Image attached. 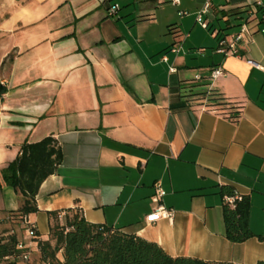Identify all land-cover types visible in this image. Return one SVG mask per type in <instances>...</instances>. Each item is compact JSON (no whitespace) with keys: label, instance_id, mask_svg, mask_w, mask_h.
<instances>
[{"label":"crops","instance_id":"crops-1","mask_svg":"<svg viewBox=\"0 0 264 264\" xmlns=\"http://www.w3.org/2000/svg\"><path fill=\"white\" fill-rule=\"evenodd\" d=\"M182 5L13 0L0 8V170L24 142L51 136L62 153L38 189V211L26 217L41 236L49 232L47 211L78 206L88 222L140 236L172 257L264 261V24H251L237 55H224L217 41L250 20L247 0H210L203 19L214 45L196 16L188 28L172 14ZM214 67L222 74L210 77ZM196 76L202 89L243 102L238 121L180 107L183 82ZM156 183L171 221L145 220L157 205ZM222 186L249 199L254 236L243 242L225 237ZM19 203L0 186V215Z\"/></svg>","mask_w":264,"mask_h":264},{"label":"trees","instance_id":"trees-1","mask_svg":"<svg viewBox=\"0 0 264 264\" xmlns=\"http://www.w3.org/2000/svg\"><path fill=\"white\" fill-rule=\"evenodd\" d=\"M231 1L243 0H227L228 3ZM198 81L183 82L181 88L187 93L179 95L180 107L202 106L215 110L232 122L238 121L243 102L230 99L216 89H202L205 84ZM3 91L0 87V94ZM61 160L60 146L51 136L37 142H24L15 159L0 170V186H10L20 199L19 207L6 211L4 215L15 219L22 228L32 225L26 217L38 211V189L44 179L55 173ZM235 192L232 187H221L224 196H233ZM249 210L250 202L246 196L233 204L224 202L225 237L229 241L239 243L254 236L248 224ZM47 217L49 232L46 236H41L35 227L32 228L31 238L36 244L41 264H233L172 257L158 244L140 236L88 222L78 206L47 211ZM20 242L13 230L0 233V264H17L19 259L27 260L24 259L27 247H19ZM257 264H264V261Z\"/></svg>","mask_w":264,"mask_h":264},{"label":"built area","instance_id":"built-area-1","mask_svg":"<svg viewBox=\"0 0 264 264\" xmlns=\"http://www.w3.org/2000/svg\"><path fill=\"white\" fill-rule=\"evenodd\" d=\"M173 4L178 5L179 0H171ZM247 6L248 9V15H249V21L243 23L240 26V29L231 36L227 37H220L217 41V46L215 48L216 53L224 54V55H237L238 53V44L239 42L244 38V36L250 32L252 29L251 24L254 23L255 26L258 24H264V12L259 15V12L261 9H264V2L261 0H247ZM210 7V0H206L203 7L197 12L196 14V22L201 25L202 27H207V22L203 19V15L208 12V9ZM118 9L117 5H113L109 13L114 14L116 10ZM181 14H184L185 12L180 11ZM252 19V20H251ZM261 31L264 32V27L261 28ZM179 46H174L172 48V51L177 52ZM198 52H201L202 49H198ZM171 71H175V69H171ZM222 74V69L220 67H214L210 70V77H217L218 75ZM196 80H201L200 76H196ZM155 193L152 197V200L157 204L156 207L146 215L145 220L148 223H154L159 219H167L171 221L174 216V211L170 208H166L161 203V197L164 195V191L159 186L158 183L154 185ZM242 195L235 192L233 196H225L224 201L229 202L230 204H233L235 200H241ZM33 225H29L26 229L27 234L31 238L33 235ZM19 247H23V243H19ZM24 259H28V255H24Z\"/></svg>","mask_w":264,"mask_h":264},{"label":"rangeland","instance_id":"rangeland-1","mask_svg":"<svg viewBox=\"0 0 264 264\" xmlns=\"http://www.w3.org/2000/svg\"><path fill=\"white\" fill-rule=\"evenodd\" d=\"M13 0H0V8H3V6L8 5V2H11ZM25 0H16V2L19 3H23ZM201 1V0H200ZM183 5L182 8L179 9V11H172V14H176L177 18H183L184 21V25L185 27L187 26L189 28V26L191 25L190 22V18L193 16V18H195L196 13L199 11H197L195 14H192V9L193 7L195 8L196 5L198 4V0H182ZM224 2V0H211V3L214 6H218L219 4H222ZM173 4V3H172ZM185 4V5H184ZM187 10L184 14L180 13V10ZM6 14V13H4ZM174 14V16H175ZM210 14V17L212 18V14ZM213 20V18H212ZM215 25H219L218 22L220 21H215ZM221 23V22H220ZM189 25V26H188ZM221 25H223V23H221ZM181 26V25H180ZM199 27H202L201 25L198 24ZM182 28V27H181ZM204 28V27H202ZM203 31L205 32V36L204 33L202 34L204 37H206L213 45H214V39L212 38L211 34L209 33V31H207L205 28L203 29ZM187 35V32L185 31L183 33V37ZM208 52H212V49L207 48L206 49ZM13 230L17 236L18 239L23 243L24 246H26V254L28 255V259L22 260L19 259L17 264H41L40 260H39V252L37 250L36 244L34 242V240L32 238H30L27 234L26 228H22V226H20L18 224V222L13 219L10 216L7 215H0V233L1 232H5V231H11ZM59 257H61V254H58Z\"/></svg>","mask_w":264,"mask_h":264}]
</instances>
